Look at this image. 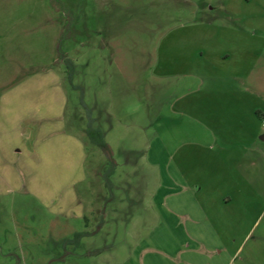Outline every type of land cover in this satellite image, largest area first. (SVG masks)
<instances>
[{
    "label": "rangeland",
    "instance_id": "rangeland-1",
    "mask_svg": "<svg viewBox=\"0 0 264 264\" xmlns=\"http://www.w3.org/2000/svg\"><path fill=\"white\" fill-rule=\"evenodd\" d=\"M0 153V264H264V0H0Z\"/></svg>",
    "mask_w": 264,
    "mask_h": 264
},
{
    "label": "trees",
    "instance_id": "trees-1",
    "mask_svg": "<svg viewBox=\"0 0 264 264\" xmlns=\"http://www.w3.org/2000/svg\"><path fill=\"white\" fill-rule=\"evenodd\" d=\"M66 64H67V67L69 69L70 75H72V65H71L70 61L66 60ZM92 122H93V119L89 118V121H88V124H87V131H86L88 138L90 139V141L95 146L100 148L102 151H106V152L110 153L109 147H108V145L106 144V142L103 139V134H102L101 130L96 128V127H94L92 125ZM112 172H113V166L111 164L107 168V170H105L104 173H103L104 186L108 190H111V188H112V185H111V182H110V179H109V176L111 175ZM84 234H86V233H77L76 234L77 239L79 237H81L82 235H84Z\"/></svg>",
    "mask_w": 264,
    "mask_h": 264
},
{
    "label": "crops",
    "instance_id": "crops-1",
    "mask_svg": "<svg viewBox=\"0 0 264 264\" xmlns=\"http://www.w3.org/2000/svg\"><path fill=\"white\" fill-rule=\"evenodd\" d=\"M24 117V116H23ZM23 117H21L20 119H18V123L17 124H19L20 123V121H21V119H23ZM38 133H39V131H38ZM37 136V135H36ZM21 138V137H20ZM38 141V137L36 138V142ZM23 143V142H22ZM21 145V144H20ZM39 146V144L36 146V149H33V152L35 151V153H36V157H38L37 156V154H38V148L40 147H38ZM38 147V148H37ZM23 150H24V152H29V153H33V152H31V151H29V149H27V147H24V146H22V150H19V153H17L18 151H16V150H13L12 152H11V156H13L14 157V155H20L21 153H23ZM1 154V153H0ZM28 155V154H27ZM37 159V158H36ZM5 165H7L2 159H1V156H0V168H2V167H4ZM89 233V232H88ZM87 233V234H88ZM18 235V234H17ZM20 241V240H19ZM68 253H70V252H68ZM85 255H88V257L89 256H94L95 257V259L96 258H101V259H103V257H104V250L103 249H97L95 252H92V251H87V252H84V253H82V254H80V256L81 257H83V256H85ZM0 257L2 258V260H4V261H7L8 260V258L10 257L11 258V256H9L8 254H1L0 255ZM14 257L16 258V260H17V263L16 264H21V262H22V259H21V257H19V256H17L15 253H14Z\"/></svg>",
    "mask_w": 264,
    "mask_h": 264
}]
</instances>
